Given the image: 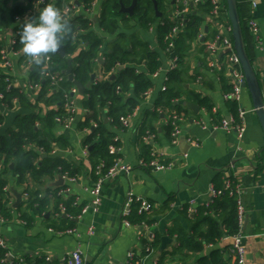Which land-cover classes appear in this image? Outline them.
<instances>
[{
  "label": "crops",
  "instance_id": "1",
  "mask_svg": "<svg viewBox=\"0 0 264 264\" xmlns=\"http://www.w3.org/2000/svg\"><path fill=\"white\" fill-rule=\"evenodd\" d=\"M170 1L166 8L162 7L157 13L159 19L169 15L177 21V12L183 7L186 8L184 18L198 15L204 20L201 31L186 50L184 65L180 66L185 77L182 84L185 93L177 101L184 107L180 111L159 105L172 64L170 54L159 42V19L145 29L139 20L133 19L134 15L124 12L127 17L119 20L118 28L108 30L100 23L106 0H93L90 7L79 0L61 5L58 0H46L45 4H38L37 0H15L6 7L2 14L6 22L0 27V44L5 49L13 45L17 31L25 23L35 21L40 10L48 5L59 9L61 14L69 8V19H88L89 26L77 32L71 57H78L87 50V37L102 40V62L98 60L94 65V82L115 80L126 67L118 64L117 69L109 72L104 68V53L112 51L115 44L130 53L138 43H147L162 61L158 75H151L153 85L144 97L139 98L126 126L120 122L119 126L113 127L109 117L110 105L97 104L98 116L116 133L120 141L119 148H116V160L132 166L128 174L120 173L105 183L100 193L99 205L83 212L84 207L93 199L90 190L97 181L90 155L94 144L88 145L85 142L91 130L80 127L87 114L84 102L88 96L85 93L73 95L76 114L71 126L64 128L58 124L51 130L54 145L51 156L80 170L77 181L70 184L71 191L66 197L61 196L65 201L75 198L77 208L70 210V213L66 211L65 220H61L55 214L53 202L47 213L49 216H35L29 222L19 216V208H26L23 204L25 193L39 192L44 196L48 190L62 189L67 183L62 187H55L53 183L58 180L59 175L39 181L35 174L29 173L25 183L15 186L17 178L12 172L7 173L10 187L20 192L23 199L21 205L14 208L16 197L12 192L14 218L0 222V234L6 243L4 248H0V255L4 252L8 261L16 260L20 264H37L38 261L44 264H72V253L80 247L85 264H123L130 251L135 254L134 261L139 264H198L201 256L210 254L214 249L221 250L224 261L236 264L230 250L232 239L229 236L214 245L205 246L201 252L190 253L180 250L177 234L171 233V230L180 227L191 234L197 216L213 201L211 185L226 190L229 183L236 191L234 197L241 198L245 207L243 231L247 248L246 264H264V130L256 112L247 115V130L243 138H239L236 133L215 128L223 119L235 116L231 101L224 98L231 90V66L224 50L212 53L208 48L209 43L219 36L233 39L228 6L226 8L223 3V11L216 14L208 0ZM236 1L245 48L264 98V0ZM17 6L25 9L23 13H18L25 23L15 19L13 9ZM129 6L128 4L126 7ZM252 18L259 25L260 43L251 32L249 21ZM138 54L140 59L142 54ZM48 55L54 60V53ZM9 57L13 68L6 69L1 64L0 74L10 77L13 86L24 98L16 99L11 106L0 101V113L4 116V121L0 124V137L10 136L12 130L16 129L19 117L28 114L43 116L57 108L46 101L37 100L40 87L35 92L30 90L29 84L34 82L41 64L35 65L22 49L9 53ZM212 59L214 65L211 64ZM133 65L144 68L138 63ZM67 69L68 65L62 73L63 80ZM195 94L207 98L211 107L201 105L195 99ZM126 95L125 99L131 94ZM186 102L195 103L199 109H191ZM241 105L247 110L254 109L248 87L242 90ZM174 115L180 117L177 139L169 132V121ZM148 133L150 147L144 140ZM60 139H63L62 143H58ZM152 150L163 161H173L174 167L153 171L141 166V160L150 159ZM132 197L147 199L153 204V208L143 214L141 222H134L135 213H139V204L131 202V225H126L122 213ZM68 229H75L76 233H64ZM164 237H168L170 243H164Z\"/></svg>",
  "mask_w": 264,
  "mask_h": 264
},
{
  "label": "trees",
  "instance_id": "2",
  "mask_svg": "<svg viewBox=\"0 0 264 264\" xmlns=\"http://www.w3.org/2000/svg\"><path fill=\"white\" fill-rule=\"evenodd\" d=\"M58 1L59 5H61L71 0ZM79 1H83L86 7H90L93 3V0ZM131 2L132 0H128L127 2L126 0H106L100 21L101 26L108 30H116L119 26V20L127 17L121 11L122 4L127 6L128 4L131 5ZM155 2L158 3V11L155 9ZM9 3L10 0H0V27L6 22L2 14ZM170 3V0H138L133 19L139 20L140 24L145 29H148L159 19L157 13L162 10V7L166 8V5ZM224 5L227 8L226 0H224ZM182 9L183 7H180L179 11ZM24 10L21 6L15 7L13 9L14 16L18 15V13H23ZM65 19L70 26V31L65 32L62 43L65 46L66 56L62 57L58 53H54L52 66L53 71L59 72L61 75H63L62 73L68 65V58H72L71 55L74 50L73 42L77 36V32L89 26V20L86 18L77 17L69 19L66 17ZM181 22L184 24V27L174 36V48L169 51L167 50L169 48V40L167 41V38L173 34L174 28L179 26ZM203 22V18L198 15L187 18L181 16V19L178 21H174L169 15L159 19L157 28L159 42L168 51L171 59L175 57L177 59V67L169 73L167 87L159 100V105L170 106L178 111L184 108L177 103L181 95L185 93L182 89L185 77L180 66L184 65L183 59L186 50L201 31ZM240 23L242 28L241 20ZM23 27L24 25L20 29V34L16 39L15 50L23 48L20 42ZM85 41L89 42L87 50L83 51L78 57L72 58V60L74 80L86 85L91 80L94 65L101 58L102 40L87 37ZM3 49L5 48L0 44V65L3 62ZM136 52L142 54L140 59L139 54ZM103 58L105 62L104 68L108 72L112 69H117L118 64L126 65V67L119 72L115 80L93 82L85 92L88 96L84 102L87 114L80 127L91 130L90 135L86 136L85 142L88 145L94 144L93 149L90 151L94 172L97 165L102 162L106 165L105 171L112 166L116 161V154L111 153L110 147L115 146V148H119L120 146L116 133L110 127H107L98 116L97 104L110 105L109 117L112 126H119L121 117L132 114L138 105L139 98L147 94L153 85L151 75L156 73L162 66L159 54L147 43H138L130 53L126 52L122 47L120 48L118 44H115L112 51L104 53ZM133 63L143 65L145 69L133 65ZM41 69L42 67L39 68L34 78L40 84L37 100L46 101L48 104L57 106V108L48 111L43 116L28 114L19 117L16 122V129L12 130L10 136L0 137V211L7 220L14 218L13 205L9 204V194L4 190V187L10 186L9 179L6 176L9 171L17 178L15 186L25 183L29 173L35 174L39 181L44 178H54L55 176L64 174L78 177L77 175L80 173V170L75 168L74 165L51 156L54 150L51 130L59 124L56 121L57 117L60 116L64 120L70 115L64 110L65 96L69 94L73 98L70 91L76 85L65 75V80L59 84V87L52 89L48 81L41 79ZM5 78L6 76L0 74V91L4 95L3 102L7 106H11L16 99L22 100L24 95L14 86L9 87ZM128 93L131 95L125 99ZM195 99L201 105L211 107L207 98H202L195 94ZM231 103L233 110H235L234 115L237 116L238 104L233 100H231ZM3 121L4 116L0 113V124ZM169 132L172 133L171 123H169ZM148 135L149 133L146 136ZM62 140L60 139L58 143H62ZM146 145L150 147L148 142ZM151 152L150 159L146 161L151 160ZM161 162L166 163L167 161L161 160ZM12 164H14L13 169L11 168ZM12 189L14 187L11 188V191ZM60 190L61 188L48 190L47 195L44 196L40 195L39 192L29 194L30 199L27 202V207L25 209L22 206L19 208L21 217L31 222V219L35 216H46L53 202L55 203L56 211H59L61 203H64L66 206L67 213L77 208L75 198H70L68 201L63 200L58 193ZM23 204L26 203L23 202ZM67 213L61 214L60 219L65 220L64 217ZM143 216V214L135 213L133 221L141 222L144 218ZM238 230L237 199L226 192L219 198H213L210 206L199 213L191 229V234L180 227L174 228L171 230V233L177 234L181 251L187 250L190 253H194L203 251L205 246L214 245L222 238L232 235L238 232ZM5 256L4 252L0 255V264H2V258H5L7 264H20L16 260L8 261V258ZM37 264L44 263L38 261ZM198 264H229V262L224 261L220 249H214L210 254L201 256L198 259Z\"/></svg>",
  "mask_w": 264,
  "mask_h": 264
},
{
  "label": "built area",
  "instance_id": "3",
  "mask_svg": "<svg viewBox=\"0 0 264 264\" xmlns=\"http://www.w3.org/2000/svg\"><path fill=\"white\" fill-rule=\"evenodd\" d=\"M14 1L15 0H10V2H14ZM37 1H38V4H40V3L45 4L46 0H37ZM210 2L213 5L214 13L218 14V13L223 11L222 6L224 3V0H210ZM185 10H186V8H183L181 11L178 10L177 21L180 20L181 16L184 15ZM69 12H70V9L66 8L64 10V12L62 13V16L64 18H66L68 16ZM15 19H16V21H18L20 23H25V21H22V17L19 15L15 16ZM249 25L251 27V32L254 35L255 40H257V42L260 43V39H259L260 29H259V25H258L257 21L252 18L249 21ZM183 27H184V24H182V22H181L179 24V26L174 28L173 34L171 36H168L167 41L169 40V48H167V50L170 51L172 48H174V36ZM19 34H20V30H18L16 33V39H17ZM16 39H15V41H13V45L9 49H3V51H2L3 62L1 64H2V67L6 68V69H12L13 68V63L9 57V53H16V50L14 49ZM208 48L212 53H215L217 50H224L225 51L226 58L228 60V63L231 66V72H230L231 90L224 95V98L226 100H230V101L233 100V101L237 102V104H238L237 116H232V117H230V119H223L221 121V123L218 126H216L215 128L223 130L225 132L236 133L239 138H243L245 135V132L247 130L246 117L250 112L254 113L255 109L247 110L246 108H244L241 105L242 104V90L244 88V83H245V75H244L242 67H241L240 59L234 50L233 39L231 37L219 36L215 40H213L209 43ZM176 61H177L176 57L171 59V62H172L171 70H173L177 67ZM213 62H214V59L211 60L212 65H214ZM52 66H53L52 57H51V55H48L41 63L42 69L40 71V74H41V79L48 81L51 85V88L54 89V88L59 87V84L63 81V75H61V73H59V72L53 71ZM158 73H159V71H157L156 73H154L152 75L157 76ZM5 79H6V82H8L9 87H12L13 83L11 82L10 77H6ZM168 79H169V77L167 78V81H168ZM29 87H30L31 91L35 92V90H37L40 87V84L37 81L30 82ZM163 90H166V86L163 88ZM70 92L72 95L78 93L77 87H75ZM3 98H4V95L0 91V101H3ZM64 110L68 114H70L68 116V118L62 120V117L59 116L56 118V121L59 123V125L63 126L64 128H69L71 126L72 122L74 121V117L76 114V107H75L74 98L70 97L69 94H67L65 96ZM129 117H130V115L125 116V117H121V122L123 123V125L126 126L128 124ZM179 120H180V117L178 115H174L169 121V123H171V126H172V136L175 139H177L179 132H180ZM144 138H145L144 140H146V142H149L150 135L145 136ZM193 144L197 145V143H193ZM110 151H111V153H116L117 149L115 148V146H111ZM161 160H162V158L160 157V155H158L156 152H154L152 150L151 160L150 161L141 160L140 165L145 167V168H149L150 170H153V171H160V170L170 169V168L174 167L173 161H170V162L168 161L166 163H162ZM105 167H106V165L104 164V162L100 163L96 167L95 173L97 176V181L91 187V190H90V193L92 194L93 199H92L90 204H88L86 207H84L83 212H87V210L90 207H92V206L96 207L97 205L100 204V202H101L100 193H101L103 186L105 185V183H107L108 180L117 177L120 173L128 174L132 169V166L130 164L124 163V162L119 161V160H116L115 163H113V165L110 166L106 171L104 170ZM62 177L64 178V181L67 184H66V187H63L59 191V196L66 197L67 194L71 191L70 184L76 182L78 177H75V176L72 177L69 174H64V175H62ZM4 190L6 192H8L9 200H10L9 204L12 205L13 202L11 201V197H13V194L11 191V187L7 185L6 187H4ZM227 191H229V192H227ZM210 192H211L212 198H219L222 195H224L226 192L230 196H234L236 193L235 189L231 188V185L229 183L227 184L226 190L219 189V188H216L214 185H211ZM29 199H30V195L28 193H25V195H24V201L26 203L25 207H27V204H28L27 202L29 201ZM131 202H137L139 204L138 211L140 214H144L145 212H150V211H152V208H153V204L145 198H142V197L130 198L128 203H127V206L125 207V209L122 213V216L124 218V222L126 225H131V221L129 220V217L132 213ZM237 205H238L239 230H238V232H236L232 235H229V237H231V239H232V245H231L230 250H231L232 255L236 259L235 260L236 264H246L247 248L244 244L245 236H244V231H243L244 230L243 226H244L245 207H244V204H243L241 198L237 199ZM59 207H60L59 211L55 212L58 219L60 218L61 214L66 213V211H67L64 203H61ZM20 215H21V213L19 214V216ZM6 221H7V219L2 215V213L0 211V222L3 223ZM23 223H26V222L23 221ZM64 233L74 234V233H76V230L75 229H68V230L64 231ZM5 244L6 243L0 234V248H4ZM149 250L151 251L150 248H149ZM134 259H135V254L132 251H130L127 254V259L123 264H139L138 262H135ZM1 263L7 264L5 261V258L1 259ZM72 264H85L84 257H83V250L80 247H77L75 249V251H73V253H72Z\"/></svg>",
  "mask_w": 264,
  "mask_h": 264
},
{
  "label": "water",
  "instance_id": "4",
  "mask_svg": "<svg viewBox=\"0 0 264 264\" xmlns=\"http://www.w3.org/2000/svg\"><path fill=\"white\" fill-rule=\"evenodd\" d=\"M138 0H133L132 4L129 7H126L122 4L121 11L130 14L133 16L135 14V8L137 6ZM227 6H228V15L231 21L232 25V36H233V43H234V50L236 54L238 55L241 67L243 70V73L245 75V83L244 87H248L251 96L253 98V104L256 114L258 115V118L260 120V123L262 125V128L264 130V98L261 95L259 81L257 79V76L255 74L253 64L247 54L243 34H242V28L240 23V18L238 14L237 9V1L236 0H226ZM155 9L158 11V3L155 2ZM208 28L206 27V30ZM204 39V38H203ZM62 57L66 56L65 46L62 44V47L57 51ZM225 54V53H224ZM99 62H102V58H99ZM65 74L68 75V79L72 81L80 94H84L86 90L92 85V83L96 79V74L91 75V80L89 83L82 84L79 81L74 80L73 77V60L72 58H68V69L66 70ZM188 107L191 109H199V106H197L195 103L186 102L185 103ZM11 168H14V165H11ZM65 181L62 175H59L58 180L53 183V186L55 187H62L64 185ZM13 194L16 197V201L14 204V208H18L21 205L22 202V195L20 192H18L16 189H12ZM49 216V214L47 215ZM164 243H170V239L168 237L163 238ZM88 264V263H87Z\"/></svg>",
  "mask_w": 264,
  "mask_h": 264
},
{
  "label": "clouds",
  "instance_id": "5",
  "mask_svg": "<svg viewBox=\"0 0 264 264\" xmlns=\"http://www.w3.org/2000/svg\"><path fill=\"white\" fill-rule=\"evenodd\" d=\"M66 31H70L68 21L59 9L48 5L40 10L35 21L24 24L20 36L22 51L35 65H40L48 54L56 53L62 47Z\"/></svg>",
  "mask_w": 264,
  "mask_h": 264
}]
</instances>
